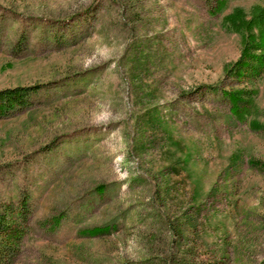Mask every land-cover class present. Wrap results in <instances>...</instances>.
Listing matches in <instances>:
<instances>
[{
  "label": "rangeland",
  "instance_id": "obj_1",
  "mask_svg": "<svg viewBox=\"0 0 264 264\" xmlns=\"http://www.w3.org/2000/svg\"><path fill=\"white\" fill-rule=\"evenodd\" d=\"M251 38L264 0H0V89L36 87L0 117L2 261L264 264V68L228 71Z\"/></svg>",
  "mask_w": 264,
  "mask_h": 264
},
{
  "label": "trees",
  "instance_id": "obj_2",
  "mask_svg": "<svg viewBox=\"0 0 264 264\" xmlns=\"http://www.w3.org/2000/svg\"><path fill=\"white\" fill-rule=\"evenodd\" d=\"M221 1L224 2L225 0ZM257 39L251 38L249 43L246 42L239 59L231 63L229 73H233L237 77L250 73L253 75L261 74L264 68V43L262 39L261 41L258 39L259 42ZM35 88V86H28L0 89V117L11 115L17 108L27 107ZM210 90L212 92L218 91V85H211ZM250 92V90L239 89L227 93L233 100L236 110H238L241 105L247 104L249 98L245 99V97H250ZM21 218L25 221V213L22 211L15 213L11 206L0 207V264H6L5 261H2V253L7 252L8 255H15L24 238V230L22 231L19 227Z\"/></svg>",
  "mask_w": 264,
  "mask_h": 264
}]
</instances>
